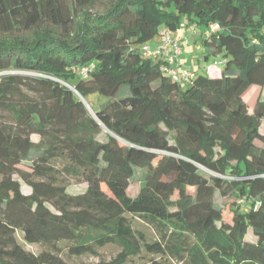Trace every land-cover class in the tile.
Instances as JSON below:
<instances>
[{"label":"trees","instance_id":"1","mask_svg":"<svg viewBox=\"0 0 264 264\" xmlns=\"http://www.w3.org/2000/svg\"><path fill=\"white\" fill-rule=\"evenodd\" d=\"M189 26L219 77L182 84L142 55L159 30ZM91 94L107 102L94 111ZM263 124L264 0H0V264L109 245L117 255L96 264H264ZM216 195L235 199L229 223Z\"/></svg>","mask_w":264,"mask_h":264},{"label":"rangeland","instance_id":"2","mask_svg":"<svg viewBox=\"0 0 264 264\" xmlns=\"http://www.w3.org/2000/svg\"><path fill=\"white\" fill-rule=\"evenodd\" d=\"M181 29H179L177 31V33H171V36L176 38V35L180 32ZM159 32H160V30L158 31V35L155 37L154 40L158 39ZM12 35L24 36V37L31 36L30 33H23V32H17L16 34H12ZM193 37L194 36L190 35L188 38H189V40L190 39L192 40ZM196 42H200L199 39L196 40ZM220 59H221L220 57H209L208 60H204L202 51H197L193 54L192 59L189 62V67H190V70L197 72V74L202 73V74L208 75L207 72L203 69L204 65H206L208 69H212V68L215 69L216 68L219 71L224 70V66L218 64L221 61ZM257 89H258V87L251 86L245 92L244 100L247 102L250 109H251V107L255 101L256 95L258 93ZM86 99L92 105V108L94 111L99 110V108L107 102V100L105 98L100 97L98 94L88 95ZM90 113H91V111H90ZM91 114L93 115V111ZM260 132L264 133V124L260 128ZM98 139L100 141H104L105 135L101 134L98 137ZM32 140L37 141L38 138L36 136H33ZM28 167H29V163H26V162L22 163L20 165V169H22L24 171H28L29 170ZM143 173H144L143 171L136 170L135 176L133 178V181L135 183V187H136L137 182L141 179ZM21 189H22V192L24 194L30 193V189L26 185H24L23 183H21ZM85 189H86L85 184H77L73 181L69 182V184L67 185V192L69 194H72V195L82 193L85 191ZM134 190H135V188H131L129 192L132 193ZM234 201H235L234 197L222 198L219 195H216V197H215L216 204L219 207H221V209H222L223 221L225 223H229L232 219V212H233L232 210H233V208H235V206H233ZM130 218H131V223H132L133 228L135 230L144 232L147 235L149 241H155L156 239L159 238V234L155 230V228L146 224L144 221L140 220L139 218H136V217L135 218L130 217ZM17 240H18L19 244L26 251L32 252L34 254H38L42 250V248L39 246L30 245V244L25 243L23 238H22L21 233H17ZM246 240L252 241V240H254V238L250 234H248ZM119 250L120 249L118 247L109 245V246H106V247L100 249L98 251L99 254L97 257L91 256V255H86V256H82V257H70L65 252H63L61 257H62L63 261L65 262V264H80V263L96 264L99 261L107 262V261L111 260L112 258H114L117 255ZM156 263L164 264L165 262L162 259L159 260L158 257H152V256H147L145 254H142L140 257L131 258L130 260H128V262L126 264H156Z\"/></svg>","mask_w":264,"mask_h":264},{"label":"built area","instance_id":"3","mask_svg":"<svg viewBox=\"0 0 264 264\" xmlns=\"http://www.w3.org/2000/svg\"><path fill=\"white\" fill-rule=\"evenodd\" d=\"M216 28H218L217 25L213 27V29ZM194 31V26L186 27L179 39H175L168 30L164 29L159 34L161 40L159 45L155 47L145 45L140 51L146 58L163 61V69L174 81L187 84L195 78V74L181 68L178 59L182 55V46L188 43V36L192 35ZM81 74L86 76L87 69H82ZM238 203L241 204L242 201H238Z\"/></svg>","mask_w":264,"mask_h":264},{"label":"crops","instance_id":"4","mask_svg":"<svg viewBox=\"0 0 264 264\" xmlns=\"http://www.w3.org/2000/svg\"><path fill=\"white\" fill-rule=\"evenodd\" d=\"M184 31V27H182V29L180 30V32L176 35V38L180 37L182 35ZM177 33V32H176ZM193 39L189 40V45L185 46L183 48V53L182 55L179 57L178 59V64L180 65L181 68H184V69H190L189 67V62L190 60L192 59V56L195 52L197 51H201V46L199 44V42H196V40H198L200 37H199V34L198 35H193ZM161 42L160 40V37H158L157 40H153L150 45L152 47H155L157 45H159ZM203 69L207 72L208 76L211 77V78H216V77H219L221 72L222 71H219L218 69H208L206 65H204ZM192 71V70H191ZM193 73H195V76L197 75V72L195 71H192Z\"/></svg>","mask_w":264,"mask_h":264},{"label":"water","instance_id":"5","mask_svg":"<svg viewBox=\"0 0 264 264\" xmlns=\"http://www.w3.org/2000/svg\"><path fill=\"white\" fill-rule=\"evenodd\" d=\"M86 108L90 111V108L86 105Z\"/></svg>","mask_w":264,"mask_h":264}]
</instances>
